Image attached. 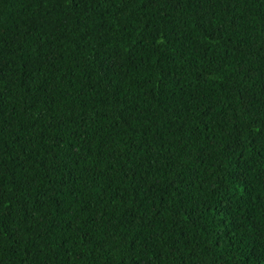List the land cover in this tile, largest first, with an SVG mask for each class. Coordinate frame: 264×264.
I'll return each mask as SVG.
<instances>
[{"label": "trees", "instance_id": "16d2710c", "mask_svg": "<svg viewBox=\"0 0 264 264\" xmlns=\"http://www.w3.org/2000/svg\"><path fill=\"white\" fill-rule=\"evenodd\" d=\"M0 264H264V0H0Z\"/></svg>", "mask_w": 264, "mask_h": 264}]
</instances>
